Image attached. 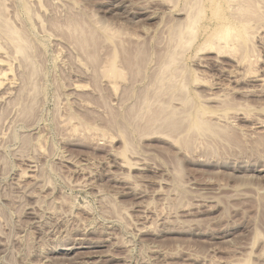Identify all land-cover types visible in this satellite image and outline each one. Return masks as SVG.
<instances>
[{
    "label": "rangeland",
    "instance_id": "rangeland-1",
    "mask_svg": "<svg viewBox=\"0 0 264 264\" xmlns=\"http://www.w3.org/2000/svg\"><path fill=\"white\" fill-rule=\"evenodd\" d=\"M248 1L0 0L27 46L0 30V264H264V0ZM214 7L247 37L209 42ZM196 109L214 127L190 134Z\"/></svg>",
    "mask_w": 264,
    "mask_h": 264
},
{
    "label": "bare ground",
    "instance_id": "bare-ground-1",
    "mask_svg": "<svg viewBox=\"0 0 264 264\" xmlns=\"http://www.w3.org/2000/svg\"><path fill=\"white\" fill-rule=\"evenodd\" d=\"M215 1V0H214ZM229 1V0H228ZM243 1V0H242ZM247 2H249L248 0H246ZM218 3V2H217ZM244 5V2H242L241 3V5ZM242 5V6H243ZM197 6V8L199 9L200 8V6L198 7V4L196 5ZM1 7V6H0ZM195 7V6H194ZM203 7V6H202ZM230 7V6H229ZM228 7V8H229ZM233 8V7H232ZM240 9H241V11L240 10H238V8L236 9V10H238V11H240V13H241V15L243 16L241 19H242V21H244V18H246L247 19V17H244V16H254V13L252 12L251 13V9H250V7H249V5H247L246 4V2H245V5L243 6V8H241V7H239ZM189 9V8H188ZM218 9L219 8H217V7H214L213 8V16H214V18L215 19H217L218 21H220V22H223L224 24H221V26H219L218 27V29L217 30H215L214 31V33H212V35H211V40L209 41V42H214V41H217V42H219V41H223V42H227L228 40H236V38H245V37H247L246 35H247V32H249V31H247V29H248V27L247 28H245V26H238V27H235V26H233V25H231V23L229 24L228 23V20H224V19H220L219 17H218ZM224 9V8H223ZM235 9V8H234ZM1 10V9H0ZM203 11V10H202ZM202 11L199 9L198 11H197V13H195L196 14V16L195 15H192V17L193 16H195V17H191L192 19H190L189 18V23H188V26H187V29H185L186 31V33H185V35L186 34H195L194 32H195V30H192L193 29V26H195V24L198 22V21H200V19H201V17L204 19V15L202 16ZM232 11H234V10H232ZM238 11H235V12H238ZM239 13V12H238ZM240 13H239V17H241V15H240ZM1 14V13H0ZM190 14H191V12H190ZM193 14V13H192ZM231 15V14H230ZM235 15V14H234ZM238 15V14H237ZM237 15H235V16H237ZM232 16V15H231ZM235 16H233V17H235ZM237 19H238V16L236 17ZM235 18V20H237ZM2 19V18H1ZM186 19V18H185ZM240 19V18H239ZM240 19V20H241ZM245 19V24L244 25H246V21L249 19H247L246 20ZM212 20V19H211ZM185 21H188V19H186ZM239 21V20H238ZM249 21V20H248ZM1 23H3V22H1ZM76 23V22H75ZM238 23H240V21L238 22ZM249 23V22H248ZM99 24V23H98ZM180 24V23H179ZM233 24V23H232ZM7 25H9V23L7 24ZM71 24H69V28H71V26H70ZM77 25V24H76ZM97 25V24H96ZM101 25V24H100ZM99 25V26H100ZM177 25V24H176ZM175 25V26H176ZM182 25H184V24H182ZM181 25V26H182ZM185 25H186V23H185ZM248 25V24H247ZM9 26H11V25H9ZM9 26H7V27H9ZM101 26H104V25H101ZM250 26V25H249ZM3 28H4V26H2ZM80 27H82V26H80ZM79 27V25H78V27H76L75 29H73L74 31H82L83 32V29H81ZM85 27V26H84ZM178 27H180V26H178ZM3 28H1L2 30H3V32L6 34H4L5 36H7V37H9V40L12 38L13 39V42L15 41H17L18 42V45H17V43H16V46L15 45H13V47L15 46V48H17V50L16 49H14L15 51H17V54L19 53V55L21 56L23 53H24V49L27 47H25V45H23V44H25L23 41V44L22 43H20L21 41H19V38L20 39H22L21 37H19V35H18V32L15 30V32L14 31H12V30H10L9 28H5V30L3 29ZM10 28H12V27H10ZM68 28V29H69ZM89 28V27H88ZM98 28V27H97ZM100 28V27H99ZM107 28H108V26H107ZM106 28V29H107ZM186 28V27H185ZM0 29V30H1ZM13 29V28H12ZM106 30L105 28H102V32L104 31V30ZM179 29H181V28H179ZM14 30V29H13ZM89 30V29H88ZM100 30V29H99ZM111 30V29H110ZM177 30V29H176ZM68 31V30H67ZM94 31V30H93ZM109 32V30L107 29L106 31H104V35H105V39L106 40H108L109 42H111L112 43V41L114 40V37H113V35H111V31ZM184 31V30H183ZM247 31V32H246ZM17 32V33H16ZM70 32V31H69ZM89 32V31H88ZM178 32V31H177ZM2 33V32H1ZM172 33V32H171ZM181 33V35H183V36H178V39H179V42L180 43H184V39H190V37H188V38H186L187 37V35H186V37L184 38V39H182L183 37H184V34H182V31H179V33L178 34H180ZM184 33V32H183ZM74 34H76V32L74 33ZM89 34V33H88ZM99 34V33H98ZM118 34V33H117ZM174 34V33H173ZM210 34V33H209ZM73 35V34H72ZM83 35V34H82ZM97 35V34H96ZM95 35V36H96ZM115 35V34H114ZM119 35V34H118ZM117 35V37H118V39H119V36ZM4 36V37H5ZM88 36H90V35H88ZM101 36V35H100ZM116 36V35H115ZM75 37V36H74ZM79 37V36H78ZM91 37H93L92 35H91ZM103 37V36H102ZM175 37V36H174ZM192 37V36H191ZM76 38V37H75ZM74 38V39H75ZM85 38V37H84ZM98 38V37H97ZM101 38V37H100ZM104 38V37H103ZM176 38V37H175ZM192 38H194V37H192ZM235 38V39H234ZM248 38H249V35H248ZM247 38V39H248ZM82 39V41H83V38H81ZM87 39V38H86ZM91 39V38H90ZM104 39V40H105ZM115 39H116V37H115ZM182 39V40H181ZM88 40V39H87ZM103 40V42H105ZM85 41V40H84ZM91 41V40H90ZM95 41V40H94ZM114 41H116V40H114ZM192 41H193V39H192ZM81 42V41H80ZM107 42V41H106ZM118 42V41H117ZM172 42V41H171ZM177 42V41H176ZM191 42V39H190V41L188 40V43H190ZM209 42H207V43H209ZM217 42H215V43H217ZM7 43V42H6ZM12 43V42H11ZM85 43H86V41H85ZM85 43H81L82 45H84ZM92 43V42H91ZM173 43H174V40H173ZM179 43V44H180ZM186 43H187V41H186ZM7 44H10V43H7ZM87 44V43H86ZM93 44V43H92ZM110 44V43H109ZM119 44V43H118ZM179 44H178V48H179ZM107 45H108V43H107ZM182 47H184L182 44H180ZM184 45L186 46V44L184 43ZM213 43H210V46L211 47H213ZM24 46V47H23ZM79 46H81V45H79ZM86 46V45H85ZM87 46H88V44H87ZM86 46V47H87ZM114 46V45H113ZM173 46V45H172ZM12 47V46H11ZM182 47H181V49H182ZM190 47V46H189ZM28 48H30V47H28ZM81 48H83V46H81ZM112 48V47H111ZM27 49V48H26ZM87 49V48H86ZM174 49H176V48H174ZM29 50V49H28ZM82 50V49H81ZM85 50V49H84ZM84 50H82V51H84ZM114 51V50H113ZM183 51H185L184 49H183ZM182 51H180V53H181ZM22 53V54H21ZM175 53H177V51L175 52ZM179 53V52H178ZM25 54H27V51H26V53H24L23 54V56L25 55ZM26 56V55H25ZM171 56V55H170ZM169 56V57H170ZM174 56V55H173ZM176 57L178 56L177 54L175 55ZM28 57V56H27ZM26 58V57H25ZM115 58H117V52H115L114 51V53L111 55V59H109V64H107L108 66H105L106 68H104V74L108 77V78H111V79H116V78H119L120 77V72H119V70L116 68V66H117V64L115 65L114 64V61L116 60ZM175 58V57H174ZM23 59V58H22ZM26 59H28V58H26ZM90 59V58H89ZM170 59V58H169ZM176 59V58H175ZM23 60H25V59H23ZM92 60H93V58H92ZM26 61V60H25ZM29 61V60H28ZM169 61V60H168ZM172 61V63H173V60H171ZM27 62V61H26ZM116 62V61H115ZM30 63V62H29ZM165 64H166V62H165ZM164 64V66L166 67V65H169L170 67L172 66V64L170 65V64H166L165 65ZM32 65V64H31ZM175 65V64H174ZM33 66V65H32ZM163 66V67H164ZM168 66V67H169ZM165 67H164V69H165ZM169 67V68H170ZM168 68V69H169ZM34 69V68H33ZM166 69H167V67H166ZM167 69V70H168ZM175 69V68H174ZM173 70V69H172ZM176 70V69H175ZM35 71V70H34ZM101 72H103V71H101ZM170 72H172L171 70H170ZM176 73V72H175ZM31 74H32V71H31ZM177 74V73H176ZM33 75V74H32ZM169 77V76H168ZM176 77V79H177V76H175ZM6 78H5V76L3 75V74H0V85H2V84H4V81H6L5 80ZM171 81V82H170ZM169 81V83H172V80H170ZM174 81V80H173ZM8 82V81H7ZM177 82V81H176ZM6 83V82H5ZM166 84H168V83H166ZM177 84V83H176ZM9 85H10V83H9ZM169 85V84H168ZM167 85V86H168ZM166 87V86H165ZM169 87H170V85H169ZM180 87H182V86H180ZM185 87V86H184ZM171 88L173 89V87L171 86ZM33 90V89H32ZM171 90V89H170ZM179 90V89H178ZM184 90V89H183ZM34 91V90H33ZM172 91V90H171ZM32 93V92H31ZM175 93H176V91H175ZM179 93V92H178ZM181 99H183V97L181 98ZM189 100H191V99H189ZM184 102V101H183ZM182 102V103H183ZM187 102V101H186ZM186 102H184V103H186ZM183 103V104H184ZM191 103V102H190ZM192 104V103H191ZM197 105V104H196ZM198 106V105H197ZM185 107H186V104H185ZM191 108H192V106H191ZM190 108V109H191ZM187 111V110H186ZM204 111V110H203ZM169 113H171V112H169ZM185 113H188V112H185ZM201 114V111H200V109H196L195 111H194V114H192L191 115V118L188 120V121H185V122H188L187 123V128H188V130H189V132L191 131L192 133L193 132H200V131H206V130H210V128L211 127H214L213 125H212V123H208V121L206 122V120H204V121H201L200 120V118H199V116H200V114ZM205 114H206V111L204 112ZM150 114V113H149ZM148 114V115H149ZM190 114H188V116H189ZM171 116H172V114H171ZM187 116V115H186ZM207 116V115H206ZM152 117H154V116H152ZM168 117V116H167ZM156 118V117H155ZM172 119V118H171ZM154 120V119H153ZM162 120V119H161ZM164 120H166V119H164ZM186 120V119H185ZM164 122V121H163ZM170 122V121H169ZM168 121H167V123H169ZM151 123V122H150ZM156 123H157V121H156ZM162 123V122H161ZM155 124V123H154ZM166 124V123H165ZM153 125V124H152ZM158 125V124H157ZM159 125H160V122H159ZM185 125V124H184ZM211 125V126H210ZM154 126H156V125H153L152 127H154ZM213 129V128H212ZM211 129V130H212ZM215 129V128H214ZM213 131V130H212ZM211 131V132H212ZM190 132V134H192ZM209 132V131H208ZM218 132V131H217ZM201 133V132H200ZM200 133H199V135H200ZM213 133V132H212ZM203 134V133H202ZM205 134V133H204ZM184 135H186V134H184ZM183 135V136H184ZM212 135V134H211ZM180 136V135H179ZM185 137V136H184ZM180 138H183V137H180ZM179 138V139H180ZM187 138V137H186ZM181 140H183V139H181Z\"/></svg>",
    "mask_w": 264,
    "mask_h": 264
}]
</instances>
